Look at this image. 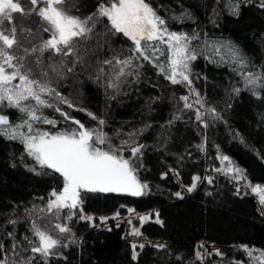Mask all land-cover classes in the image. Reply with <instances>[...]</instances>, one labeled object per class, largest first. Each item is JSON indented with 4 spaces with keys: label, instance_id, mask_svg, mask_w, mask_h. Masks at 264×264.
I'll return each instance as SVG.
<instances>
[{
    "label": "trees",
    "instance_id": "trees-1",
    "mask_svg": "<svg viewBox=\"0 0 264 264\" xmlns=\"http://www.w3.org/2000/svg\"><path fill=\"white\" fill-rule=\"evenodd\" d=\"M257 1L238 0L239 14L233 15L225 0H147L158 14L168 19L173 31L189 34L196 31L202 37L207 33L212 39L231 41L251 61L252 71L264 68V8L259 7ZM71 2L76 5L72 14L84 17L96 10L100 0ZM24 4L27 6V0ZM182 13L187 15L180 20L170 19L181 17ZM17 18L19 22L18 14ZM35 19L30 18L29 23ZM106 24V19L97 24L96 31L103 32ZM87 46L97 49L94 40ZM131 46L122 35L112 36L103 47L89 55L87 71L84 66L77 65V75L66 74L52 86L77 107L87 110L76 111L60 105L86 127L95 125L87 112L103 116L107 121L104 131L113 137L114 145L127 139L125 134L145 129L134 143L145 145L138 176L148 183V193L134 197L81 192L80 207L83 214L95 217L123 213L126 207L138 213L157 211L163 225L152 221L144 223L141 233L147 240L164 242L166 247L158 249L145 243L133 260L130 243L123 236V226L112 225L110 231L93 230L86 221L79 220L81 213L77 210L71 221L61 216V223L68 224L74 233V236L69 235V240L76 242L69 243L67 248L60 247L58 255L50 257L47 264H237L243 260V254L236 247L247 245L264 250V218L254 198L237 194L235 185L223 176H212L211 184L204 179L207 170L219 167L221 161L217 157L227 155L243 170L250 184L264 187V90L258 89L260 99L247 90L239 95L232 94L233 85L243 89L240 77L232 71L234 65L212 63L204 56L198 57L192 62V80L193 87L205 101L201 111L211 106L220 114V119L215 120L205 116L208 127L204 128L194 119V110L183 108L184 102L179 97L187 95L185 88L172 85L146 61L138 62L143 64L138 69V79L128 77V83L122 85L119 94L106 89L107 75L96 79L101 66L99 61L111 59L114 53L127 56ZM103 67L106 74H112L110 66ZM0 111L13 121L19 117L15 109L1 108ZM43 112L49 119L58 121L56 128L39 125L45 130L72 125L54 108H45ZM177 116L179 118L174 119ZM146 125L150 127L145 128ZM117 130L122 132L120 137L114 136ZM201 144L203 150L197 147ZM33 165L34 161L26 155L19 141L0 137V244L10 257L14 241L7 232L14 233L21 247L27 243L24 236H32L30 219L22 218L14 226L7 224L8 217L13 215L12 208L19 206L17 213L23 217L26 207L31 208L33 204L43 207L53 188L62 189L59 174L37 176L28 171ZM170 169L175 170L174 174L179 173L177 177L183 187L192 183L193 176H200L201 182L181 200L174 195L180 185L173 176H162ZM204 242L220 248L223 255L199 261L196 248ZM37 261L43 264L39 257Z\"/></svg>",
    "mask_w": 264,
    "mask_h": 264
},
{
    "label": "snow or ice",
    "instance_id": "snow-or-ice-1",
    "mask_svg": "<svg viewBox=\"0 0 264 264\" xmlns=\"http://www.w3.org/2000/svg\"><path fill=\"white\" fill-rule=\"evenodd\" d=\"M248 2L251 3V0ZM225 3L233 15L239 14L238 0H225ZM259 7L264 8V0H261ZM74 8L76 5L71 0H27V6L24 0H0V106L15 109L19 113L18 119L13 121L8 114L0 111V137L19 141L23 145L26 155L34 161L28 171L37 176L59 174L63 181L62 189L53 188L49 192L43 207L36 204L31 208L26 207L23 217L17 213L19 206L12 208L13 215L8 217L7 224L14 226L22 218L30 219L29 231L32 236H24L27 243L21 247L14 233L7 232L6 235L14 241L11 257L4 245L0 244V264H33L37 257L43 264H47L50 257L58 255L60 247L67 248L69 243H75V239L69 240V235L74 236L72 229L68 224L59 222L62 213L64 219L71 221L79 210V220L96 227L94 218L83 214L80 207L82 191L118 192L134 197L144 196L149 191L148 183L138 176V170L142 167L139 161L145 145L129 147L128 155H124V147L134 143L135 138L145 129H135L125 134L128 138L121 140L120 145H114L113 137L104 131L107 121L103 116L87 112L95 125L86 127L80 120L63 111L60 105L76 111L87 110L77 107L71 99L52 86L65 78L66 74L77 75V65L84 66L87 71L90 66L89 55L103 47L112 36L122 35L132 46L127 56L114 53L111 59L99 61L101 66L98 67L96 79L107 75L106 89L119 94L122 85L128 83V77L138 79V69L143 67L138 62L146 61L172 85H184L196 97L194 102H190L189 95L180 96L179 99L184 102V109L194 110V119L204 128L208 127L205 116L215 120L220 119V114L211 106L201 111L205 108V101L193 87L192 80V62L198 57L204 56L212 63L234 65L232 71L240 77L243 89L233 85L232 94L239 95L242 90H247L260 99L258 89L264 90V68L250 70L251 61L235 44L212 39L207 33L202 37L196 31L189 34L171 30L168 19L158 14L147 0H100L96 10L84 17L72 14ZM184 15L187 14L182 13L181 17L172 16L170 19L180 20ZM32 17L36 19L29 23ZM105 19V30L97 32V24ZM93 40L97 49L87 46ZM103 65L110 66L112 74H106ZM45 108H54L65 121L75 127L56 132L41 128L39 125L56 128L58 124V121L44 115ZM121 135L120 130L114 133L115 137ZM197 147L203 150L204 145ZM217 159L222 166L215 171L231 174L237 182L246 179L243 170L234 165L230 157L221 155ZM170 171L175 172L173 169ZM167 175L162 174L163 177ZM204 179L209 184L213 182L212 177ZM199 182L201 177L193 176L192 183L186 188L187 192L196 190ZM252 191L260 194V203L264 204V187L255 185ZM239 192L237 188V194ZM174 195L184 199L180 191ZM38 199L45 200L44 197ZM133 211L129 209V212ZM154 215L155 222L163 225L159 213ZM107 219L101 217L100 221L106 223ZM139 219L143 223L151 219V216H141ZM131 234L141 235L135 228ZM131 247L132 259L136 260L139 255L136 249H143L145 245L133 243ZM153 247L163 249L166 245L155 244ZM242 248L253 264H264V250L249 248L247 245ZM29 252L32 255H22ZM254 252H259V255L254 256ZM215 254L223 255L219 250ZM196 258L202 259L200 252L196 253Z\"/></svg>",
    "mask_w": 264,
    "mask_h": 264
},
{
    "label": "rangeland",
    "instance_id": "rangeland-1",
    "mask_svg": "<svg viewBox=\"0 0 264 264\" xmlns=\"http://www.w3.org/2000/svg\"><path fill=\"white\" fill-rule=\"evenodd\" d=\"M242 1L248 2V0H242ZM257 2L260 5L261 0H258ZM180 86H183L185 88V90L187 91V95L190 96V102H194L196 97L194 95L190 94L189 89L187 87H185L184 85H180ZM197 107H199V106H197ZM1 108H2V106H0V110H1ZM69 127H75V125H68V126H65L63 128L56 129V130H54L52 132H56L58 130H63L65 128H69ZM136 144H141V143H134V144H132L130 146L124 147V155L126 156L128 154L129 147H134V146H136ZM221 166L222 165L220 163L218 168H220ZM215 169H217V168L207 170L206 173H205V177H212L214 175H217V176H223V177L227 178L231 183H233L235 185L236 190H237V188H239L240 193H243V194H246V195H250V196H252L254 198V200L256 201V204H257L258 211L262 215V217L264 218V204L260 203V194L254 193L252 191V187H254V185L250 184L246 179H241L239 182H237L235 179L232 178L231 174L225 175V174H223L221 172L215 171ZM166 173L168 175L173 176L175 181L180 185L179 191L182 193L183 196L189 194L187 192V190H186L187 187H183L180 184L179 178L177 177L176 174H174L172 171H167ZM249 185H251V186H249ZM129 209H133V208H127L126 207V208L123 209V213L116 212V213H114V214H112L110 216H107L108 219H107L106 223H101V221H100L101 217H95L93 215H89V216H92L94 218V222L96 224V227H92V226H90L89 222H87V221L86 222L88 223L89 227L91 229H93V230H102V229L109 230L112 225L115 226V227L123 226L124 227L123 236L130 243V246L133 243H135L137 245L148 243L151 246H153L155 244H164V245H166L164 242H161V241L147 240L141 233V226L144 223H147V222H150V221L155 222V215L154 214L157 213V211L138 213L134 209H133L134 210L133 212H129ZM65 211H67V210H65ZM117 213H119L118 216L116 215ZM63 215L64 214L62 213L61 216L63 217ZM141 216H151V219L141 223V221L139 219V217H141ZM113 217H115V218H113ZM129 220H131V223H129ZM59 222H61V220ZM134 228L138 229L140 231L141 235H139V236L132 235L131 233H132V230ZM201 245H203V247H201ZM236 248L243 254V260L238 262L237 264H253L252 259L243 250L242 246H238ZM249 248H251V247H249ZM131 249H132V247H131ZM253 249H255V248H253ZM139 250H140L139 248L136 249L137 252ZM216 250L220 251V248L216 247L215 245L208 244V243H205V242L204 243H200L199 245H197V248H196V253L200 252L201 255H202V259H200L199 261H201V262L207 261L213 255H216L215 254ZM132 254H133V250H132ZM253 255L254 256L255 255H259V252H254ZM218 257H220V256H218Z\"/></svg>",
    "mask_w": 264,
    "mask_h": 264
},
{
    "label": "water",
    "instance_id": "water-1",
    "mask_svg": "<svg viewBox=\"0 0 264 264\" xmlns=\"http://www.w3.org/2000/svg\"><path fill=\"white\" fill-rule=\"evenodd\" d=\"M82 192H85V191H82ZM94 193H100V194H113V195H127V196H131V195H128L126 193H118V192H94Z\"/></svg>",
    "mask_w": 264,
    "mask_h": 264
}]
</instances>
